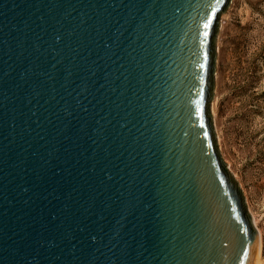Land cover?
Here are the masks:
<instances>
[{"label":"water","instance_id":"obj_1","mask_svg":"<svg viewBox=\"0 0 264 264\" xmlns=\"http://www.w3.org/2000/svg\"><path fill=\"white\" fill-rule=\"evenodd\" d=\"M231 0H0V264H253L215 134Z\"/></svg>","mask_w":264,"mask_h":264},{"label":"rangeland","instance_id":"obj_2","mask_svg":"<svg viewBox=\"0 0 264 264\" xmlns=\"http://www.w3.org/2000/svg\"><path fill=\"white\" fill-rule=\"evenodd\" d=\"M223 16L211 104L215 134L264 248V0H231Z\"/></svg>","mask_w":264,"mask_h":264},{"label":"bare ground","instance_id":"obj_3","mask_svg":"<svg viewBox=\"0 0 264 264\" xmlns=\"http://www.w3.org/2000/svg\"><path fill=\"white\" fill-rule=\"evenodd\" d=\"M224 17V16H223ZM215 101V100H214ZM213 112L216 111V103L213 104ZM260 178V177H259ZM255 179V178H254ZM253 180V179H252ZM255 184V183H254ZM262 185V184H261ZM257 188V187H256ZM260 189V188H259ZM258 189V190H259ZM259 238H258V244H257V250L255 253V258L253 261V264H263V234L259 233ZM262 235V236H261Z\"/></svg>","mask_w":264,"mask_h":264}]
</instances>
